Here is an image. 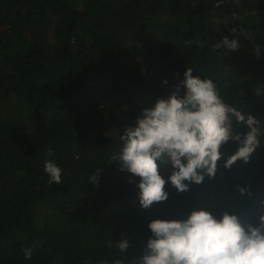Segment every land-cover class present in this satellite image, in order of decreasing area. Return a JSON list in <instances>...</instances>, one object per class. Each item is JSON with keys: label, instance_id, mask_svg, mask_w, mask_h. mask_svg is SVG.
Listing matches in <instances>:
<instances>
[{"label": "trees", "instance_id": "obj_1", "mask_svg": "<svg viewBox=\"0 0 264 264\" xmlns=\"http://www.w3.org/2000/svg\"><path fill=\"white\" fill-rule=\"evenodd\" d=\"M224 37L238 49L214 50ZM188 68L260 121V145L229 169L230 140L213 177L182 193L169 181L168 199L144 209L139 178L111 157L124 125ZM47 160L61 184L48 182ZM172 171L160 169L166 181ZM199 209L254 226L264 214V0H0V264H138L152 220Z\"/></svg>", "mask_w": 264, "mask_h": 264}, {"label": "clouds", "instance_id": "obj_2", "mask_svg": "<svg viewBox=\"0 0 264 264\" xmlns=\"http://www.w3.org/2000/svg\"><path fill=\"white\" fill-rule=\"evenodd\" d=\"M238 47L236 39L224 37L214 50ZM230 116L247 131L234 134ZM259 123L253 115L226 104L213 80L194 75L188 68L175 91L142 109L134 125L125 128L120 136L123 145L111 160L119 161L121 171L139 178V204L148 209L168 199L165 186L169 181L182 193L190 184H200L205 175L213 177L222 156L220 149L230 140L239 147L224 167L230 169L237 161L248 164L260 145ZM164 165L173 169L167 181L160 173ZM44 172L50 184L62 183L63 170L54 161H45ZM99 172L91 174L90 182H98ZM237 188L241 195H253L247 184ZM148 228L153 238L138 264H264V214L254 226L242 223L237 214L225 211L217 218L199 209L183 220L154 219ZM35 247L24 248L26 259ZM117 247L125 252L129 243L121 240Z\"/></svg>", "mask_w": 264, "mask_h": 264}, {"label": "rangeland", "instance_id": "obj_3", "mask_svg": "<svg viewBox=\"0 0 264 264\" xmlns=\"http://www.w3.org/2000/svg\"><path fill=\"white\" fill-rule=\"evenodd\" d=\"M109 84H111V83L109 82ZM109 84H104V85H103L104 88L108 89V85H109ZM106 91H107V90H104V91L101 92V93H102V96L106 93ZM146 108H149V107L147 106ZM80 118H81V117H80ZM81 120H82V121H85V118H81ZM128 121H129V120H128ZM133 122H135V119L133 120ZM129 123H130V122H127V124L124 125L123 133H124L125 128H126L127 126H131L132 124H134V123H132V124L130 123V124H131V125H130Z\"/></svg>", "mask_w": 264, "mask_h": 264}]
</instances>
